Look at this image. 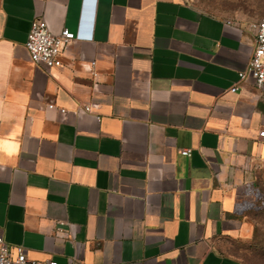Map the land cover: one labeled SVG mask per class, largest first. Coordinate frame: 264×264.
Segmentation results:
<instances>
[{
  "label": "crops",
  "instance_id": "obj_1",
  "mask_svg": "<svg viewBox=\"0 0 264 264\" xmlns=\"http://www.w3.org/2000/svg\"><path fill=\"white\" fill-rule=\"evenodd\" d=\"M42 17L77 36L57 68L25 46ZM255 20L195 0H0V235L61 264H251L264 91L238 74Z\"/></svg>",
  "mask_w": 264,
  "mask_h": 264
},
{
  "label": "built area",
  "instance_id": "obj_2",
  "mask_svg": "<svg viewBox=\"0 0 264 264\" xmlns=\"http://www.w3.org/2000/svg\"><path fill=\"white\" fill-rule=\"evenodd\" d=\"M230 22V21H229ZM255 35V49L246 69L239 72V81L252 78L257 89L264 91V16L256 18L252 23ZM77 38L75 31L65 27L59 33L51 30L47 20L42 17L31 24L25 46L31 59L48 69L57 68L63 64V56L71 44ZM238 89V85L231 90ZM91 104H85L84 109L90 111ZM64 112L65 109H62ZM264 136V130L260 131ZM191 149H183L182 153L189 155ZM0 264H61L56 259L37 260L28 256L23 245H10L0 235ZM66 264H82L77 258L69 260Z\"/></svg>",
  "mask_w": 264,
  "mask_h": 264
},
{
  "label": "rangeland",
  "instance_id": "obj_3",
  "mask_svg": "<svg viewBox=\"0 0 264 264\" xmlns=\"http://www.w3.org/2000/svg\"><path fill=\"white\" fill-rule=\"evenodd\" d=\"M209 12L225 16L256 19L264 16V0H195ZM247 203V219L251 224L248 238L240 241L239 254L251 264H264V166L256 179L255 193Z\"/></svg>",
  "mask_w": 264,
  "mask_h": 264
}]
</instances>
